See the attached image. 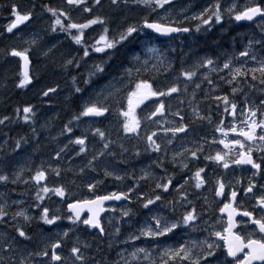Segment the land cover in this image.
<instances>
[{"label":"rangeland","instance_id":"374dc122","mask_svg":"<svg viewBox=\"0 0 264 264\" xmlns=\"http://www.w3.org/2000/svg\"><path fill=\"white\" fill-rule=\"evenodd\" d=\"M63 4L66 2V0H61ZM89 0H87L88 2ZM108 1L107 5L105 4V0H101V5H99L98 14L100 15L103 13L105 15V9L109 7V13L106 15V19L108 20L107 27L110 28V24L112 27V35H115V33L118 30H121L123 25L127 23H138L142 20V18L147 17L149 20H155V18H158L154 15L151 16V10L144 5H138L133 2V0H129V3L127 5L120 4L112 5L111 0ZM235 0H220L222 7H225L230 5ZM184 5L187 6L185 10L182 12L181 18L184 20L185 17H191L195 14H198L200 11H202L204 8L209 7L212 3L215 2V0H188L184 1ZM16 4H19L22 9L25 10H32L33 11V19L30 23L22 25L20 28L14 30L12 33L13 36L20 40L19 43L16 44V49L22 50L25 48H30L31 51L29 52V56H31L34 60H36L35 64L33 65V69L31 72V75L33 77V83L30 85H27L25 88H19L17 87L19 80L21 79V59L19 57H13L9 53L5 56L3 59L0 56V107L1 103L5 98H9L10 93L12 90H19L23 89V91L27 94L28 98H25L27 100H32L34 96L43 97V91L47 90L49 87L55 88L56 91L60 93H64L67 96H70L73 91L75 90V84L73 83V78L75 76H66V74L69 72H73L76 69V64L74 65H68L67 60L72 59L74 61L77 54L80 52V45L76 43H68L66 42V37H64V34L61 31L53 32L51 30V16L48 14V12L44 9L43 11L39 7L36 2L33 0H20V2H16ZM62 5V4H61ZM238 6L241 7V1L239 0ZM84 6L76 7L75 12L73 14V17H78V14L85 13L83 11ZM243 7V6H242ZM172 12H174V9H170ZM101 17V16H100ZM102 18V17H101ZM11 17L8 19H5V23L3 25H0V35L8 33L6 31L5 26L11 22ZM238 23V22H237ZM190 28V25H188ZM264 33V32H263ZM184 36H189V33H184ZM141 41L138 44V46L141 48V43L144 45V52L139 53L140 51L136 52L137 49L128 52L127 59L125 63L120 64V70L131 68L133 69L131 80H133V77H138V73L136 72V67L141 66L144 61H147V66L156 65L157 67V80L158 85L160 87H165L167 85H171L173 83H177L180 80V87L183 89L185 84H187L188 91L186 97L180 96V93L173 94L176 95L178 98L175 103L180 104V106L177 108L178 112L186 113L189 107H197V110L200 115H202V109L206 108L207 110L210 109V105L212 104L213 97L219 95L229 96V99L236 102L237 107V115L236 117L231 116L228 113H224L223 109L221 110V115L224 116L223 118L218 121L215 124V127L213 129H210L208 131H200L198 132L194 131V136L196 137L197 134L201 136L200 141L198 142V147L203 148V152L208 151V155L214 156L217 151H228L223 148V144H220L219 141L221 139H227L231 140L233 138H237L235 136V133H232L228 131L233 126H236L239 130L240 128H243L244 125L241 123V121L245 118L241 115V110L245 109L246 111V104L245 102L240 101L237 99V96H241L242 99H245L247 97V94H244L243 92H237L236 94H225L224 92L228 89L230 84L227 83V80L232 79V76L229 73V70L227 69L230 76L224 77V79H218L216 78V75L214 76V79L212 80L214 86L210 85L208 83L207 79H199L196 83H199L201 87L197 89L195 87V84H193V81H186L185 78L181 75H174L177 76L175 79H171L173 76V72L176 70H172L169 67V62H172V58H168L167 60L163 61V63L159 62L157 63L161 57L157 61H154L158 55L156 53L151 52L149 49L151 48H157L160 49L158 45H156V41L152 40V35L148 33L147 31H142L140 34ZM261 37H264V34L261 35ZM35 39L36 43L32 44L31 41ZM252 39V38H251ZM240 39L241 43L239 46L241 48L239 49V46L237 47V52L234 54H237L236 57L231 52L224 51L222 54L223 57L226 58V62L231 61L232 69L238 67H244L245 70L251 69V68H257L259 67V64L257 61L264 60V54H261V52H264V46L263 50L261 49V44L256 43L257 40L251 41ZM251 42V48H249V43ZM134 44L137 45V42L134 40ZM158 44V43H157ZM234 44V43H233ZM155 45V46H154ZM259 45L260 51L257 52L256 60H252L250 57H242L239 55L241 51L248 50L250 53H254L253 46ZM235 46V45H234ZM51 49V51H49ZM193 52L198 51V48H194L192 50ZM91 56H95L90 52V55L86 58H89ZM136 57H139V60L135 59ZM211 57L210 53H207L206 57H201V54H193L192 58H185V62L190 60H194V64H199V61L202 59H208ZM211 59V58H210ZM214 61L213 66L217 69V71L213 72L211 70V67H202V68H196L197 71H200L202 73H206L207 76L214 74L216 72H219V75L224 73V71H221L223 67L219 65V62L217 59H212ZM150 62H153L150 65ZM157 63V64H156ZM109 65L113 68V60L109 62ZM134 65L133 67H131ZM105 67V66H104ZM116 68L118 66L116 65ZM140 69V68H139ZM148 69H153L152 67ZM170 69V70H169ZM106 70V68H105ZM92 73V72H90ZM181 73V72H180ZM179 73V74H180ZM101 78L91 79L89 77V83H90V91L87 94H84L82 96V99L79 101V108L81 107L80 112L83 109V106L86 102L89 101H95L97 99L103 101V97H99L98 93L101 90L107 89L109 84H114L116 88L123 89L119 93H116V98L119 99L120 103L117 104L114 102L113 99H108L106 102L110 105V112L104 117L100 119H91L89 117H81L79 121L76 122V125L80 128L79 134L75 132L73 129L71 132H68L65 128L63 130V133L61 134L60 141L56 140L57 145L61 144L58 150L55 149V144L53 143L54 140L57 138V136L54 135L53 141L50 139L51 137V129L53 126H58V118L60 117V111L61 108H57L51 103H44L39 101V105L35 104H29L27 106H31L33 108L34 115H30L29 122L33 121L32 123V130L28 133L24 132L21 128H15L14 131L17 135H20L17 139L11 140V136L9 135V138L7 136H0V152L2 151L3 155H0V174H6L9 176V182H0V205H5L6 210L8 209L13 210L11 208L14 207V205L19 203H25L29 200H32L30 203L27 204L29 214L26 212V208L23 206L21 207V211L26 212L28 215L33 217L30 224H25L23 221V218L18 219L17 221L13 222L14 224H19L20 226L25 227V230L31 235V240H24L23 238H19V254L14 256L13 259L19 260L21 257H26L29 252L36 253L41 251L45 248V246H49L54 240H60L63 241L64 237L63 233L67 232L69 234V229L73 228L76 232L79 233V237L77 239V242H75L74 246L81 247L82 251L84 252L86 262H90L91 264H100L104 263V260L107 259L114 260L115 259V252L114 250H108L105 248L104 243L101 239L98 238V242L91 241L90 238L94 237L92 235H89L85 233L87 230L85 225H81L80 223L74 224L73 227L70 226V224H73L70 219H68L69 216L72 214L67 210V207L65 205V201L69 198L70 194L75 190L78 193L81 194V199L85 198H91L93 195H97L103 191H106L107 189H111L109 192H115V191H127L129 187H134L137 182H139V177L143 174L144 171L150 172L151 176L146 181H151L154 184L160 182L165 175V173L161 172V168L157 166V158H148L146 159L145 156L141 159L142 161H139V158H131L130 154L126 155L125 162L122 160L120 161L118 156H116V152L112 154H106V150L103 149V144L105 143L103 140H101L98 136L94 135L95 129L100 128L105 133H109L110 136L114 137H121L123 136L126 142L128 140H132V138L135 136L133 134H126L124 133L122 129V124L124 122V117L118 114V109L123 106V108L126 110L127 108V101L125 99V93L128 91V88H125V83L128 82L129 77L125 74V71L123 72H113V70H107L104 71ZM134 74V75H133ZM205 76V75H203ZM224 76V75H223ZM250 76V75H249ZM251 77V76H250ZM60 78V79H59ZM123 78V79H121ZM137 79V78H136ZM211 79V77H210ZM248 79V78H246ZM194 80V78H193ZM134 81V80H133ZM200 81V82H199ZM240 77L236 78V85H238V88H240ZM253 80L250 78L248 81V85L246 84L244 87H241L243 90L249 87L250 84H253ZM256 83L259 81L256 80ZM193 87L191 88V86ZM131 86V85H129ZM232 86V85H231ZM154 87V86H153ZM156 88V87H154ZM250 88V87H249ZM264 91V88H263ZM190 92V93H189ZM195 92V99L192 98V93ZM232 93V89L230 90ZM172 96V97H173ZM172 97L167 98H152L151 100L145 101L144 104L140 105V107L136 108L135 114L138 118L141 120V126L142 125V114H144L147 118L148 114H150L153 109H150V105L154 102H158L159 100H163L164 103H170ZM211 102V103H210ZM215 102V101H214ZM253 106H259L261 104V101L258 103H251ZM220 106L223 108V104L221 103ZM75 108L73 109L72 116L79 115V113ZM177 111L173 110L172 112L168 109V112L165 117H154L152 120H149V124L151 125V132L156 131L157 137L154 139H157V142L162 145L161 152H155L156 155L159 158H163L162 163L170 170L173 171L175 168V159H173V151L175 153L174 146H182V148H185V140L184 138H180L181 133L177 134L175 137H172L171 133L165 134L163 131V127H171L175 126L176 124L182 123L180 120V116L182 115L180 113V116L174 115ZM259 114V113H258ZM22 116L24 118V113L22 112ZM191 118L194 121H198L199 119L196 118V116L192 113H190ZM176 121L174 122L173 119ZM103 120V121H102ZM70 121V120H69ZM9 122H11V119L8 121H5L4 124H0V126L5 127ZM159 122V123H158ZM68 124V123H66ZM59 125V127L65 126ZM102 125V126H100ZM213 124H210V127H212ZM190 127V126H188ZM223 128L226 132H228L227 137H225L220 131L217 129ZM0 128V130H2ZM58 128V127H57ZM33 129H35V132H33ZM147 130V129H146ZM192 131L184 133L185 137H188ZM2 135V134H1ZM193 135V134H192ZM82 136H87L86 140V148L87 151L84 153H81L77 155L79 152V145H76L74 141L77 138H80ZM172 139V143L169 144L167 141L168 139ZM45 140V143L43 141ZM243 140V138H240ZM16 140H19L21 142V147L19 149L15 148L13 146V142ZM108 140H111L112 143L110 146H114V140L112 137H109ZM215 141V143L213 142ZM188 142V141H187ZM209 143V148H207L206 144ZM120 144V141H118V145ZM127 144L131 145V142H127ZM189 145H194L193 140L188 142ZM9 146V150L6 152L4 149ZM133 145V143H132ZM138 146V145H133ZM261 147V142L257 141L254 145L255 150L254 152L261 154L263 152L259 151L258 149ZM64 149L63 152H60L61 149ZM100 151H104L105 154L103 156H98V153ZM60 152V158L56 159V153ZM120 152V150H119ZM153 152V151H152ZM154 153V152H153ZM162 153V157H161ZM142 155L144 153H141ZM235 153H233L234 155ZM93 155H97V159L93 161L92 165L89 166V161L92 159ZM3 156V158H1ZM4 159V160H3ZM133 160V161H132ZM194 160H196L194 158ZM213 161V160H212ZM215 162V161H213ZM230 167L227 170L228 176L226 177L229 181H234L237 177V175H241L242 173L238 171L237 165L231 164V159L229 160ZM222 165V164H221ZM41 167H43L44 170L47 172V179L45 181H42L41 184H46L48 187H59L63 186L66 191V195L64 197H59L51 192L47 194V196L44 198L43 203L38 208L36 207L37 203H39L36 200V193L41 187V185L36 184L34 180L30 179V177L34 176L35 172L37 170H40ZM221 167V166H220ZM59 169L60 170V176H56L52 169ZM223 168V166H222ZM21 169H23V175L21 179L13 184L11 183V179L13 178L14 174L19 172ZM31 169V171H29ZM80 169H83V173L80 172ZM94 169V170H93ZM225 169V168H223ZM241 169V168H240ZM246 173H250L251 170L248 169H242ZM112 172V176H106L105 172ZM160 172V173H159ZM119 175L124 177L123 180H116L115 176ZM64 177H67L69 181L63 180ZM109 178L110 180L107 182L106 179ZM137 179V182H136ZM24 180H28L31 183V187L27 191L23 190L24 193L17 192V186L18 185H25L23 182ZM100 181V183H97ZM7 183V184H6ZM70 184L69 187L66 188V184ZM225 184H229V182H224ZM89 184H96V188L90 190L88 188ZM13 185V186H12ZM16 187H15V186ZM8 188H7V187ZM6 187V188H5ZM139 187H141L139 183ZM149 189V188H148ZM151 190V189H149ZM153 191V190H152ZM213 191V190H212ZM16 194L20 195L19 197H16ZM22 194V195H21ZM140 194L142 196H146L148 194V190L144 187L142 190H137L132 192V195ZM72 195V194H71ZM176 195V193H174ZM31 197L33 199H31ZM140 200H137L134 207L140 206ZM213 201V200H212ZM210 201V202H212ZM138 203V204H137ZM19 207V206H17ZM48 207L49 208V214L51 215H59L61 219L57 221L55 225H46L43 223L42 220L39 219L42 208ZM152 209L148 211V213L144 216L142 221L140 222V226L137 230H135L133 233H130L126 236L124 239L126 243H124L123 246H121V242L118 240L119 244V251L118 253H121V259L118 262L119 264H132V263H138V264H158V261L161 259L162 251L165 247L162 248V251L154 252V250L149 248L156 247L155 243L159 240H154L149 237H141L138 240L135 239H129L130 236L138 235L139 231L143 229L146 225L151 223V216L155 214H159L162 216H166L163 214V211L166 209L165 205H151ZM25 208V209H24ZM125 209H131V213L128 217H124L122 215L123 210ZM136 211H138V208H134ZM146 210V209H144ZM132 206L129 205H122L116 208L115 212L109 215L105 219V232L110 231V237H112V233L114 230H116V226L119 225V219L122 217L125 219V226L123 227V233H128L132 231L134 226L137 224L132 218ZM197 215L199 216V219H197L193 225L196 227L202 222L206 221L205 215L202 212H197ZM120 216V218H119ZM137 219V216L135 215V218ZM9 221V220H8ZM111 221V223H109ZM13 224V225H14ZM46 227L52 228L51 230H48ZM186 229V227H183ZM120 229V227H119ZM90 232V231H89ZM117 239L119 238V234L116 233ZM18 237V233L15 231V228L13 226H4L2 225V222H0V245H4V241L6 239H9L10 237ZM65 240V239H64ZM88 242V247L85 248L82 245L86 242ZM117 241V240H116ZM196 241L198 244H202L203 241L199 240H192ZM191 241V242H192ZM127 243H131V245H127ZM150 244H153L150 246ZM170 247V246H169ZM144 248L146 249L150 255L145 258V255L143 252H137V249ZM117 250V249H115ZM137 252V255L134 257L132 253ZM63 256L67 259L69 257L70 252H63ZM113 255V256H112ZM38 255H33L31 259L34 257H37ZM106 257V258H105ZM0 258H4V253L2 250H0ZM105 258V259H104ZM91 259V260H90ZM167 259V258H165ZM158 260V261H157ZM129 261V263H127ZM110 263V262H108ZM67 264H71V261H67ZM79 264V262H77Z\"/></svg>","mask_w":264,"mask_h":264},{"label":"snow or ice","instance_id":"6c2138e0","mask_svg":"<svg viewBox=\"0 0 264 264\" xmlns=\"http://www.w3.org/2000/svg\"><path fill=\"white\" fill-rule=\"evenodd\" d=\"M134 3L138 5H144L149 8L152 12H155L157 9H165L166 5H172L173 0H133ZM96 5H101V0H94ZM127 5L129 0H111L112 5L119 6L120 4ZM67 5H71L74 7H83V11L91 13L93 9L87 6V0H66ZM44 9L51 14L53 18V23L51 25V30L53 32L57 31V29L68 33L72 36V39L78 45H84L83 47V56L88 57L90 55L89 49L95 53H105L110 60L114 55L119 46L123 45L126 41H134L137 39L139 34L146 30H152L154 33H157L161 36H171L174 33H188L192 31L191 28L181 26L184 21H176L174 19H170L168 14L160 17L159 20H149L147 17L142 18V20L138 23H127L123 25L121 30H118L115 35L110 36V29L105 26L103 28L102 34L99 35V38L95 40V43L92 45H85L84 42V33L85 30L90 28L93 25L100 24L106 25V20L101 18L100 16H95L94 18L88 19L84 23L74 22L69 15L68 12L64 11L62 8H54L49 5H43ZM8 10L12 17L11 22L8 23L5 28L8 33H13L14 30L18 29L21 25L26 24L27 22L33 19V11L22 9L20 5L11 4L8 6ZM167 12V9H166ZM227 15L230 19L234 21H256L259 18L260 23L258 27L261 28V31L264 32V0H252V2L243 5V7H239L237 4L233 3L226 8H222V4L220 0H215L209 7L204 8L198 14H195L191 17H185L184 20H195L199 23L195 26V31H201L203 27L205 30H208L210 26L214 23L219 24L222 23L224 16ZM76 30L77 34L72 35L71 30ZM32 44H35L36 41L33 39L31 41ZM256 43L264 46V37L260 40H257ZM249 48H251V42L249 43ZM151 52L159 54L160 50L157 48L149 49ZM30 48H25L22 50H18L16 48H12L10 51V55L13 57H19L23 61V72L21 73V79L17 87L25 88L27 85L33 83V77L29 72V65L31 63L29 58ZM51 51V49H49ZM174 51V50H173ZM242 57H249L250 51L245 50L239 53ZM252 60H256L255 55H251ZM135 59L139 60V57ZM163 57L160 58V62L163 63ZM259 67L251 68L245 70L244 67H238L234 70L231 66V61L225 62L223 64V69H228L232 79L227 80V83L233 85L232 94H236L237 92H242V88H238L235 86L236 78L243 77L247 78L249 75L253 81L258 80L261 85H264V60L257 61ZM106 62L102 61L99 64H95L94 72L90 73V76L95 75L97 73H103L105 71L104 64ZM67 64H73V60H67ZM214 61L210 58L206 60H202L195 67H211L213 66ZM76 67H79V63H76ZM147 61L141 65V67L146 68ZM171 66V62H169V67ZM157 66L152 65V68L155 69ZM213 72L217 71L215 67H211ZM140 69L137 68L136 72L139 73ZM133 69L128 68L125 69V74L129 77L127 83H125L124 87L128 88V91L125 93V99L127 101L126 110L121 106L118 109V114L124 117V122L122 124V129L126 134H133L137 137L140 135L141 128V120L135 114L136 108L140 107V105L144 104L145 101L151 100L152 98H167L172 97L173 94H178L181 92L187 93L188 87L185 84L182 89L178 83H173L171 85H167L163 88L153 87V84L148 79H143L137 77L135 81L131 80ZM258 74V75H257ZM181 76L185 78L186 81H193V78L197 75V71L194 70H184L180 73ZM123 79V78H121ZM205 79H208L205 77ZM224 79V77H221ZM73 83L75 84V78H73ZM88 83V81H85ZM208 83L211 84L212 81L208 79ZM131 85V86H129ZM195 87L199 89L201 85L199 83L195 84ZM250 88L255 87V85L250 84ZM123 89L116 88L114 84H109L107 89L101 90L98 93L99 97H103L104 100L101 101L99 99L95 101L86 102L83 106L82 111L79 115L73 117L74 120L79 121L80 118L83 117H104L106 114L110 112V105L106 102L108 99H113L115 103L119 104V99L116 98V93H119ZM56 91L55 88L49 87L47 90L43 91V96L47 97L50 93H54ZM75 91L77 93L81 92L82 89L80 87H75ZM192 98L195 99V92L192 94ZM213 99L220 101L223 104V112L228 113L233 117L237 115V103L230 100L229 96H215ZM246 103V111L245 109L241 110V115L245 118L241 121L244 125L243 128L237 129L236 126L231 127L228 131L232 133H237V138H233L231 140L221 139L219 141L220 144L224 145V148L228 151H217L214 156L209 155L206 156L205 159L213 160L219 164H222L223 168L228 169L230 167L229 160L231 159V164L234 165H250L251 168L256 169L257 171L253 173V176L259 174L262 170V164L258 163L256 159L253 158V152L257 150L254 148V145L257 141L261 142V147L258 149L261 152H264V100L261 101L259 106H253L251 103L247 102V98L245 100ZM219 107V105H217ZM19 114L21 109L16 110ZM24 113L25 122L29 121L30 115H34L33 108L31 106L24 107L22 109ZM166 112V105L163 100H159L157 102V106L154 110L148 114L147 119L152 120L154 117H164ZM258 113L260 117H258ZM174 115L180 116V113L177 111L173 113ZM193 114L197 119H208L210 121V117L201 116L197 110V107L193 108ZM10 118L8 116L0 119V124H4L5 121H8ZM184 117L180 116V120L183 121ZM71 123V122H70ZM159 123V122H158ZM68 132H71L72 129L68 126H65ZM188 130V126L186 124L180 123L175 126L165 127L163 129L164 133H171L172 137H175L179 133H186ZM220 131L225 137H227L228 132H226L223 128L217 129ZM35 132V129H33ZM94 135L98 136L101 140L107 141L103 144V149L107 150L112 143L111 140H108V137L104 131L100 128H96ZM157 132L153 131L151 134H146L145 139L148 143L149 148L153 152H161L162 145L157 142ZM239 137H242L240 139ZM86 140L87 136H82L77 138L74 143L79 145V152L77 155L84 153L87 151L86 148ZM169 144L172 143V139L169 138L167 141ZM215 143V141H213ZM21 147V142L16 141L15 148L19 149ZM123 147V145H121ZM62 148L60 152H63ZM127 151V149H125ZM186 152H189L191 157L198 159L197 152L203 151V148H197L196 150L185 149ZM60 152L56 153V159L60 158ZM233 153H235L233 155ZM105 154L104 151H100L98 156H103ZM111 154V153H110ZM139 155V153H137ZM177 155H182V153H177ZM97 159V155H93L92 159L89 161V166L92 165L93 161ZM175 159V156L173 157ZM264 161V157L261 158ZM184 168H187L188 165L183 164ZM94 170V169H93ZM31 171V169H29ZM53 173L58 177L60 176L59 169H52ZM83 169H80V172L83 173ZM205 172L204 168H199L194 173V177H190V179L194 178V187L196 189H201L206 184V180L202 176V173ZM23 175V169L19 172L15 173L13 178L11 179V183H17ZM106 176H112V172H105ZM151 176L150 172L144 171L143 174L139 177V180H147ZM30 179L34 180L36 184L41 185L39 190L36 193L37 203L36 207H40L43 203L44 198L48 193H52L59 197H64L66 195L65 188L63 186L59 187H48L46 184H41L42 181L47 179L46 170L41 167L40 170H37L34 176L30 177ZM116 180H123L124 177L116 175ZM0 182H9V176L6 174H0ZM25 184L29 181L24 180ZM97 183H100L98 181ZM240 183V181H237ZM173 179L169 177L165 182H158L155 184L156 189H162L163 192H168L172 187ZM187 181L184 184H180L179 188L183 189ZM217 189L215 192L216 196L223 197L225 194V183L222 179L216 181ZM139 187V182L136 183L134 187H129L127 191L120 192H111L107 195H97L94 199L91 200H83L77 201L75 203L68 204V209L72 213L71 216L68 217L72 221L73 224L82 223L85 226H88L92 229H98L100 234L105 233L104 224L101 222V213L106 211L103 207L104 202L110 200H130L132 192L136 191ZM256 185L250 180L248 182L247 187L244 189V195L246 196L248 193H252L253 189ZM88 188L90 190L96 188V184H89ZM238 192L235 188L230 189V199L227 203L223 204V207L220 208L221 213H227V224L224 227L223 231H216L214 235L226 242V255L227 257H231V261L221 260L217 256V249L220 248L219 244L209 243L207 240L203 241L202 244H198L196 241H192V246H189L188 243H182L178 247H166L162 251L161 255V264H169V261H176L177 264H264V195H260L256 198V204L254 207L258 208L260 211V215L257 216L254 214V211L249 210H241L240 207L236 206ZM183 200H187V196L184 195L181 197ZM137 199L142 202V207L144 209H150L151 205H155L157 201H161L162 197L159 194H156L154 197H146L140 194L137 195ZM189 203H191L189 201ZM87 206L88 211L91 213L87 218L81 220V211ZM151 210V209H150ZM115 211V209H113ZM175 211V208H173ZM131 213V209H125L122 212L124 217H128ZM237 216L242 218H248L247 222L243 220L241 222H237L235 219ZM9 217V212L6 210L5 205H0V222H5L6 218ZM17 218H23L25 224H30L33 217L28 215L24 211H18L11 215V219L16 221ZM40 220L43 221L46 225H55L57 221L61 219L59 215H51L49 214V208L43 207L40 217ZM151 223L146 225L143 229L139 231L138 235L130 236L129 239L138 240L141 237H149L154 240H159L162 237L168 236L170 233H174L177 229L182 227H188L193 225V223L199 219L197 215L195 207H192L191 210L182 213L179 219H170L166 216H162L159 214H153L151 216ZM111 223V221H109ZM243 224V227H241ZM248 225H254L255 228L253 231L247 232L245 235H241L240 232H235L234 229L240 228L241 232H244ZM13 227L15 231L18 233V237H10L4 241V245H0V250L4 253V258H0V264H32L31 257L33 255L50 256L51 261L59 262V264H67V261H71V264H86V258L84 252L81 247L73 246L70 249V255L67 259L60 255L57 250L61 249L62 244L59 240L51 243L50 251L49 246H45L39 252L32 253L29 252L26 257H21L19 260L13 259L14 256L19 254L18 244L19 238H23L24 240H31V235L25 230V227L20 226L19 224H14ZM116 233L120 232L119 228H116ZM226 233V234H225ZM259 238H254L256 236ZM64 237L68 236L67 232L63 233ZM85 248L88 245L84 246ZM137 252H143L145 258H147L150 253L144 249L139 248ZM137 252L132 253L135 257ZM241 254H243L241 256ZM167 258V259H165ZM118 264V262H117ZM154 264V262H153Z\"/></svg>","mask_w":264,"mask_h":264},{"label":"trees","instance_id":"16d2710c","mask_svg":"<svg viewBox=\"0 0 264 264\" xmlns=\"http://www.w3.org/2000/svg\"><path fill=\"white\" fill-rule=\"evenodd\" d=\"M213 27L214 26L212 25L210 28H208L207 34L200 36L198 38V43H197L198 47L196 46V48L201 49L204 52L208 51L211 54L212 53L217 54L218 49H219V48H217V46L221 47V48H225L224 46H226V40L227 39L231 40L233 38L234 33L239 31L240 32L239 35H241L244 32V29H243L244 26L238 25L239 28H237V31H236V30H234V26L230 25V26L225 28V30L227 31V38H226L225 36H222V35H219L218 33L212 32L215 29ZM219 27L220 26H217V29ZM138 44H139V42L136 45V44H134V41H129L128 44H123L121 47H119L116 50L115 55L111 59V61L113 60V68L109 65L108 61L106 62V59H108V56L105 53L103 55L99 56L97 59H94V60L83 58V54L81 53L80 60H82L87 65H91L93 69H94L93 66L95 64H99L102 61H104V62H106L104 65L107 66V64H108L107 67L110 70L123 72V70H120V64L126 62L128 52L133 51L134 49H137ZM2 45L7 50L10 49V47H7L5 44H2ZM209 48H211V50ZM170 53L173 55L172 56V62L174 61L173 65H172V69L173 70L176 69L173 72V74L176 71L181 70L182 63L185 64L187 62V66L189 65V61L185 62V58H187V57L192 58L193 54H195V53L201 54L199 51H195V52L191 51L187 47V45H185L183 43H181L179 46H177L174 49V51H172ZM190 61L194 64V60L193 61L190 60ZM116 65L118 66L119 69L116 68ZM150 67H152V66H149L146 68H140V71L138 73V77L143 78V79H148L152 84L156 83L158 85V80H157V76H156L157 72L154 69H148ZM73 73L75 74V77L77 79V86L82 89L81 92L77 93L75 91V93L72 95V97L70 99H64L63 95L59 94L58 91H55L54 93H50L49 96L42 98L44 103H47L48 101H52V102H54L60 106V108H61L60 120H61V122H64V124H66V123L71 124L70 122H72L74 120L73 117L75 115L73 117H71L74 108L78 112H80L81 107H80V109H78L79 108V101L82 98L85 90L87 89L88 84L90 85V83H88V84L85 83V81H88V78H84L81 71H78V68H76ZM52 97H53L54 101L52 100ZM29 104L39 105L38 95L34 96L32 98V100L26 101L25 92L23 91V89L22 90L21 89L12 90L9 98L8 99L5 98L3 100V102L1 103L0 119H3V117H5V116H8L11 119V122L7 125V130L9 131V133H11L13 138L15 137V139H17L20 136V135H17L15 133V131H14L15 128H21V129H23V131H24V129H28L27 124H29V122H25V120L22 116V109L26 105H29ZM58 105H56V106H58ZM17 109H21L19 114L16 111ZM204 116L210 117L211 118L210 121H214L215 120L214 118L216 116L217 117L219 116L218 117L219 119L222 118L220 115L217 114V112L215 113L214 110L205 111ZM205 122L209 123V120L205 119ZM148 124H149V120L146 118V116L144 114H142L143 130L140 129L139 137L134 136V138H133V144L138 145L136 147L133 145H132L133 146L132 147L129 144H127L125 142L126 138H124L123 136L122 137L121 136L120 137H114V136H110L108 133L106 134L108 139H109V137L113 138L114 146H115V152L118 154V156L120 157L121 160H124V158H125L124 156L128 155L130 152H131V154H135L136 152H139V149H141L146 154L150 151L148 143L145 139V135L150 134L149 130L152 127L151 125H148ZM71 125H74V124H71ZM16 141H18V140H16ZM118 141H120L119 145H118ZM105 142H107V141H105ZM121 145H123V147H121ZM125 149H127V151H125ZM119 150H120V152H119ZM104 246L109 252L110 246H109L107 240H105ZM114 252H115V249H114Z\"/></svg>","mask_w":264,"mask_h":264},{"label":"bare ground","instance_id":"6f19581e","mask_svg":"<svg viewBox=\"0 0 264 264\" xmlns=\"http://www.w3.org/2000/svg\"><path fill=\"white\" fill-rule=\"evenodd\" d=\"M107 3H108V1H106L105 0V4L107 5ZM106 7V9H105V14H108L109 13V7H107V6H105ZM4 16V13H0V18L1 17H3ZM160 19V17H158V18H155V20H159ZM185 22H187V24H194V23H196V21L195 20H184ZM5 22V19H3V18H1V20H0V25H2L3 23ZM229 22H233V20L232 19H230V18H228L226 21H225V23H229ZM212 32H214V33H218L219 35H222V36H225L226 38H227V31L226 32H222V30H221V28H215ZM194 36V34L193 33H191L189 36H187V37H183V38H181V43H183V44H185V45H187V47L192 51L194 48H196V44H194L193 42H192V37ZM195 37V36H194ZM234 37L232 38V42L234 43ZM140 38L139 37H137V39H135V42H139L140 43ZM128 42L129 41H126L124 44H128ZM230 43V40L229 39H227L226 40V46H224L225 48H221V47H218L217 46V48H219L218 49V53L217 54H222V53H224V51H226L227 49H226V47H227V45ZM234 45H235V47L237 46L235 43H234ZM138 48H137V51L136 52H138L139 50H140V47L139 46H137ZM238 47V46H237ZM241 48V46H239V49ZM210 50H211V48H209ZM261 49L263 50V48L261 47ZM135 50V49H134ZM198 51L201 53V57L203 58V57H206V55H207V53H209V52H204V51H202L201 49H198ZM9 53V51L6 49V48H4L3 47V49H1L0 50V56L4 59L5 58V56L7 55ZM261 54H264V52L262 51L261 52ZM198 55H200V54H198ZM210 55L212 56V54L210 53ZM80 54H77V56L75 57V59H74V61H73V64H71V65H74V64H76V63H79V67H76V68H78V71H81V73L83 74V77L84 78H88V80H89V75H90V72H94V69L92 68V66L91 65H87V64H85L82 60H80ZM35 62H36V60H35ZM67 62V61H66ZM174 62V61H173ZM173 62H171V66H170V68L172 69V65H173ZM107 66H108V64H107ZM106 66V70L105 71H107V70H109V68ZM134 65H132L131 67H133ZM136 68H138V67H136ZM127 69V68H126ZM154 70H156V72H157V68H155ZM170 70V69H169ZM173 70V69H172ZM123 71H125V69L123 70ZM74 72V71H73ZM73 72H69V70H68V73L66 74V76H75V74L73 73ZM113 72H116V71H113ZM156 75H157V73H156ZM102 77V74L101 73H97V74H95V75H92L90 78L93 80V79H96V78H101ZM60 79V78H59ZM200 82V81H199ZM160 86V85H159ZM193 87V85L191 86V88ZM59 94H61V95H63V98L64 99H70L71 97H72V95L73 94H71L70 96H67V95H65L64 93H60L59 92ZM15 96V95H14ZM43 97H45V96H43ZM43 97H38V100H40L41 102H44L43 101ZM25 98H28V96H27V94L25 93ZM52 100H53V97H52ZM17 101V100H16ZM29 101V100H28ZM54 101V100H53ZM69 101V100H68ZM47 103H51V104H53L54 106H56V105H58V104H56V103H54V102H52V101H48ZM62 103V102H61ZM64 105V104H63ZM57 108H60V106L58 105V106H56ZM72 108V107H71ZM63 109V108H62ZM70 109V108H69ZM5 111V110H4ZM9 112V111H8ZM70 115V114H69ZM28 126V129H24V132H26V133H28V132H30L31 130H32V123H29V124H27ZM58 126H53V128L51 129V137H50V139L53 141V137H54V135L55 136H57V138L54 140V144H55V149L56 150H58V148L60 147V145L61 144H59V145H57V143H56V140H58V141H60L59 139L61 138V134L63 133V130L65 129V126H62V127H59V125H64V122H61V120H60V117L58 118V124H57ZM58 127V128H57ZM0 128H2V126H0ZM17 132V131H16ZM15 132V133H16ZM2 134V135H1ZM9 135L11 136V140H13L14 138L12 137V135H11V133H9V131L7 130V126L6 127H3L2 128V130H0V136H7L8 138H9ZM45 140L46 139H43V141H44V143H45ZM126 146V145H125ZM9 150V146L7 145V147L4 149V151H8ZM115 152V147H112V146H109V148L106 150V154H112V153H114ZM0 153H3L2 151L0 152ZM117 154V153H116ZM0 155H3V154H0ZM116 156H118V154L116 155ZM125 157V156H124ZM1 158H3V156H1ZM118 158H119V160L120 161H122L121 159H120V157L118 156ZM4 160V159H3ZM125 160H126V157L124 158V162H125ZM174 169V168H173ZM63 180H67V182L69 181V179L67 178V177H64L63 178ZM7 184V183H6ZM13 186V185H12ZM15 186V185H14ZM66 186H70V184H66ZM7 187V186H6ZM5 187V188H6ZM16 187V186H15ZM29 187H31V183L30 182H28L27 184H25V185H18L17 186V192H21V193H24L23 192V190H25V191H27L28 189H29ZM8 188V187H7ZM142 190V189H141ZM22 195V194H21ZM20 195H18V194H16V197H19ZM31 199H32V197H31ZM32 200H29V201H27V202H25V203H22L23 204V206L26 208V212L29 214L30 212H29V210H28V207H27V204L28 203H30ZM138 203H140L139 201H138ZM137 203V204H138ZM16 206H19L20 207V205H14V207L13 208H11V209H14ZM134 208H138V211H139V206H137V207H134ZM8 210H10V209H8ZM135 222H138V220L137 219H133ZM48 230H51L52 228H50V227H46ZM71 229V228H70ZM90 240L91 241H96V242H98V237H96V236H94V237H92V238H90ZM113 256V255H112ZM91 260V259H90ZM86 264H90V262H86Z\"/></svg>","mask_w":264,"mask_h":264},{"label":"flooded vegetation","instance_id":"af4514ba","mask_svg":"<svg viewBox=\"0 0 264 264\" xmlns=\"http://www.w3.org/2000/svg\"><path fill=\"white\" fill-rule=\"evenodd\" d=\"M17 1H20V0H0V13H4V16L1 17L3 19H5V14L8 12V6L17 2ZM249 2H252L251 0H248ZM0 18V20H1ZM6 21V20H5ZM5 23V22H4ZM3 23V24H4ZM199 23L198 21H196V24ZM2 24V25H3ZM196 24H188L190 25V28L191 29H194ZM187 25V27H188ZM225 25H231V26H234V30L237 31V28L238 27V24L235 23V21L233 22H229L228 24L225 23ZM222 32H226L225 29H222ZM204 29H201V31L199 32H193L194 36L192 37V42L194 44H196L197 46V43H198V38L200 36H203L204 34ZM189 35L192 33V31L188 32ZM239 31L234 33L233 34V37H234V43L239 46V44L241 43V40L240 39H243L241 37V35H239ZM250 38H255L254 35H252ZM262 37L259 38V40L261 39ZM245 39V38H244ZM198 47V46H197ZM263 48V46H261ZM5 48V47H4ZM3 49V45H0V50ZM257 49H260V46H258ZM250 179L253 180V183L256 185V187L253 189V192L252 193H248L246 196L244 195V189L247 187L244 183H245V179L243 177H241L238 181H240V183H236V185L234 187H231V188H235L239 194L237 196V203H236V206L240 207L241 210H249V211H254V214L259 216L260 215V211L258 208L254 207L255 204H256V198L259 197L260 195H264V174L263 175H255L253 176V174H250ZM230 188V189H231ZM226 190V189H225ZM226 197V195H225ZM227 201V199L225 198H222V201ZM244 221V222H247L248 218H242V217H239L238 218V222H241V221ZM221 226H222V230L224 229L225 227V221L221 222ZM241 227H243V224H241ZM255 228L254 225H248V227L245 229L244 232H241L240 231V228L238 229V232H240L241 235H245L247 232L249 231H253V229ZM254 238H259V236L257 235L256 237ZM50 258V257H48ZM227 261H231V260H227Z\"/></svg>","mask_w":264,"mask_h":264},{"label":"water","instance_id":"95a60500","mask_svg":"<svg viewBox=\"0 0 264 264\" xmlns=\"http://www.w3.org/2000/svg\"><path fill=\"white\" fill-rule=\"evenodd\" d=\"M157 34V33H156ZM174 34H176V33H174ZM174 34H172V35H174ZM159 35V34H158ZM171 35V36H172ZM159 36H161V35H159ZM161 37H167V36H161ZM30 67H31V63H30V65H29V69H30ZM22 69H23V67H22ZM113 201H117V200H110V201H106V202H104V205H105V203H107V202H113ZM119 201H121V200H119ZM104 205H103V207H104ZM105 208V207H104ZM106 209V208H105ZM107 211V210H106ZM106 211H104L103 213H101V217L106 213ZM85 213H87V214H91L89 211H88V207L87 206H85L83 209H82V211H81V216L83 215V214H85ZM223 215H226L227 216V213H222ZM100 217V218H101ZM236 219V218H235Z\"/></svg>","mask_w":264,"mask_h":264}]
</instances>
